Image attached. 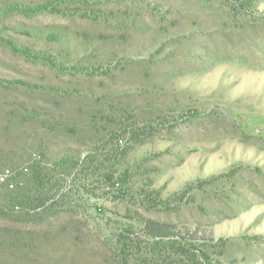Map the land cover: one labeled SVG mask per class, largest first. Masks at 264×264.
I'll use <instances>...</instances> for the list:
<instances>
[{
	"label": "rangeland",
	"instance_id": "rangeland-1",
	"mask_svg": "<svg viewBox=\"0 0 264 264\" xmlns=\"http://www.w3.org/2000/svg\"><path fill=\"white\" fill-rule=\"evenodd\" d=\"M50 1L0 0V8ZM61 1L74 13L12 16L5 34L108 73H57L0 44V79L43 88L0 90V174L38 162L54 189L71 179L58 206L31 214L12 197L32 188V174L15 180L24 184L16 191L0 186V264H169L151 251L140 218L204 229L226 240L234 264H264V21L234 19L226 0ZM91 11L109 21L85 17ZM34 26L65 40L17 31ZM149 122L157 132L143 143L121 136L125 124ZM90 153L89 170L73 179L55 165ZM215 176L223 178L198 186ZM143 188L159 190L169 208H150ZM184 190L179 204L173 197Z\"/></svg>",
	"mask_w": 264,
	"mask_h": 264
},
{
	"label": "trees",
	"instance_id": "trees-1",
	"mask_svg": "<svg viewBox=\"0 0 264 264\" xmlns=\"http://www.w3.org/2000/svg\"><path fill=\"white\" fill-rule=\"evenodd\" d=\"M67 1H76V0H67ZM83 4H86L87 0H78ZM227 7L229 8L230 13L233 18L238 20L241 18H251V21L254 22H263L264 21V13L260 12L261 0H226ZM63 1L52 0L45 4H36V5H28L23 3H13L9 4L4 8H0V44L8 47L13 53L19 55L24 60L39 64L49 68L50 70L61 73V74H70V75H98L102 74L107 76V69L100 65H94L90 67H82V66H71L67 65L64 60L59 59L56 55L48 50H40L36 49L33 46L26 45L18 42L15 39L8 37L5 34L6 26L3 25V21L6 18L12 16H24L28 18H33L42 14H56L60 16H67L74 13L73 10H69L66 8H62L61 4ZM85 17H88L90 20L96 23H105L108 22V17L106 16V12L101 11H91L85 14ZM54 27H29L27 29H18V33L21 35H26L27 37L43 41L45 43H61L65 40V37L60 32L54 30ZM14 85H24L29 86L30 89L37 87V89H43L40 86L28 85L23 82L16 81H6L4 79H0V90L1 89H9ZM49 91H59L58 88H46ZM45 90V87H44ZM153 122H149L144 124V126L140 125H124L121 136H130V140L134 142V144H141L145 140H148L153 133H156V127L152 125ZM115 139V138H114ZM97 150V149H96ZM94 153V152H93ZM93 153L86 156L83 160L78 156L67 155L61 158L59 161L55 163L56 166L62 168L70 169L71 172L78 170L79 175H84L86 171L89 170V164L94 162ZM123 154V153H122ZM78 157V158H77ZM68 166V167H67ZM98 168V167H97ZM28 169V171H25ZM6 169L1 174L5 173ZM259 172L262 170L258 169ZM16 171V175L9 179L10 182H13L15 187L10 189L8 185H2V187H6L8 190L16 191L15 189L18 187L17 185L23 187L24 184L22 182L16 183L15 180L20 176H26L32 174L31 177V189L23 192L16 191L17 194L12 197L13 203L12 206L15 210L24 211L27 213H40L50 210L56 206H58L64 194L70 191L69 183H71L70 178H66L64 182V187L61 190H56L52 186V178L50 174V169L41 165V163L35 164H27L19 170ZM238 169L231 170L230 175H236ZM0 174V175H1ZM125 176V175H124ZM69 177V176H68ZM73 179V176L71 177ZM126 178L122 180V183L125 184ZM223 176H215L211 177L208 180L202 181L198 183V186L205 187L206 185H212L213 183L219 182ZM107 179L112 183L114 181V176L111 174H107ZM17 184V185H16ZM114 184V183H113ZM147 188L150 186L147 185ZM147 188H143L141 194H143V201L148 203L149 207L152 209H167L170 206V202L162 198V195L159 190L153 189L149 190ZM192 189L191 187H189ZM33 193H30L32 192ZM89 193V190H85ZM188 192V190H187ZM184 190V193L181 196L177 194L173 197L175 199L178 197L179 204L182 203L187 193ZM34 197L31 196L34 194ZM172 200V199H170ZM141 228V234L146 237V239L154 241L152 252L159 256L169 255L168 259H171L169 264H234L226 257V240L220 238L215 239L213 233L206 232L204 229L193 228L189 226H176L171 223L161 222L153 219H145L140 218L137 220ZM126 237L122 235L118 239V248L126 247ZM122 245V246H121ZM125 250V248H124ZM155 255V256H156ZM215 255V256H214ZM220 258H224V261H221Z\"/></svg>",
	"mask_w": 264,
	"mask_h": 264
},
{
	"label": "built area",
	"instance_id": "built-area-1",
	"mask_svg": "<svg viewBox=\"0 0 264 264\" xmlns=\"http://www.w3.org/2000/svg\"><path fill=\"white\" fill-rule=\"evenodd\" d=\"M25 171H28V169H25ZM16 171L13 170H7L5 173L0 175V184L2 185H8L10 189H13L15 187L13 182H10L9 179L16 175Z\"/></svg>",
	"mask_w": 264,
	"mask_h": 264
}]
</instances>
